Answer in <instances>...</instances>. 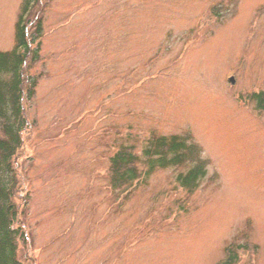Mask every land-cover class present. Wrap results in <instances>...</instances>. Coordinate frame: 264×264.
Here are the masks:
<instances>
[{"label":"rangeland","instance_id":"rangeland-1","mask_svg":"<svg viewBox=\"0 0 264 264\" xmlns=\"http://www.w3.org/2000/svg\"><path fill=\"white\" fill-rule=\"evenodd\" d=\"M38 77L14 157L22 264H264V0H43ZM22 0H0V50ZM235 83L231 84L229 77ZM188 135L185 166L112 190L119 144Z\"/></svg>","mask_w":264,"mask_h":264},{"label":"trees","instance_id":"trees-1","mask_svg":"<svg viewBox=\"0 0 264 264\" xmlns=\"http://www.w3.org/2000/svg\"><path fill=\"white\" fill-rule=\"evenodd\" d=\"M43 0H22L14 25V43L0 50V264H22L17 257V240L26 237L17 223L21 214L15 202L18 177L14 157L22 145L27 126L25 107L35 94L38 77L28 73L40 59L43 20L37 6ZM258 108L264 110V90L252 93ZM144 169H138L139 156L132 145L119 144L108 158L107 172L112 190H123L146 180L157 168L185 166L176 181L187 192L197 188L206 175L205 160L198 145L188 135H152L141 150ZM237 249L228 248L227 258L219 264H231Z\"/></svg>","mask_w":264,"mask_h":264},{"label":"water","instance_id":"water-1","mask_svg":"<svg viewBox=\"0 0 264 264\" xmlns=\"http://www.w3.org/2000/svg\"><path fill=\"white\" fill-rule=\"evenodd\" d=\"M228 79H229V81L231 82V84H234V83H235V79H234L233 76H230Z\"/></svg>","mask_w":264,"mask_h":264}]
</instances>
